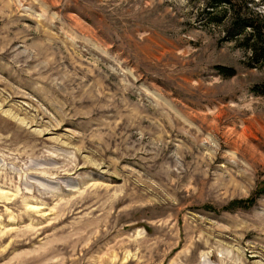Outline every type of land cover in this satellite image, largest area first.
I'll list each match as a JSON object with an SVG mask.
<instances>
[{
  "label": "rangeland",
  "instance_id": "1",
  "mask_svg": "<svg viewBox=\"0 0 264 264\" xmlns=\"http://www.w3.org/2000/svg\"><path fill=\"white\" fill-rule=\"evenodd\" d=\"M211 4L0 0V264H264V195L223 210L264 181V66Z\"/></svg>",
  "mask_w": 264,
  "mask_h": 264
},
{
  "label": "trees",
  "instance_id": "2",
  "mask_svg": "<svg viewBox=\"0 0 264 264\" xmlns=\"http://www.w3.org/2000/svg\"><path fill=\"white\" fill-rule=\"evenodd\" d=\"M249 0H212L213 11H207L209 19L217 26H224L228 40L236 46L249 52L250 59L259 67L264 66V14L250 9ZM225 75L234 76L235 71L219 68ZM260 89H257L258 92ZM261 93V92H260ZM264 95V90L262 93ZM264 195V181L256 190V195L248 199H238L226 206L224 211L238 208H249L255 205L257 199ZM208 211L219 212L212 205H206Z\"/></svg>",
  "mask_w": 264,
  "mask_h": 264
}]
</instances>
